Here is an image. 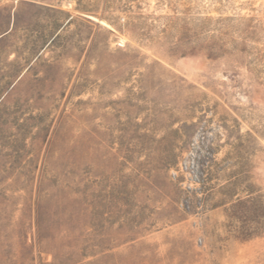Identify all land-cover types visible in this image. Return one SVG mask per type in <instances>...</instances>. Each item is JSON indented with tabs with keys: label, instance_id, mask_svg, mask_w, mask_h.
<instances>
[{
	"label": "rangeland",
	"instance_id": "1",
	"mask_svg": "<svg viewBox=\"0 0 264 264\" xmlns=\"http://www.w3.org/2000/svg\"><path fill=\"white\" fill-rule=\"evenodd\" d=\"M0 264H264V0H0Z\"/></svg>",
	"mask_w": 264,
	"mask_h": 264
}]
</instances>
